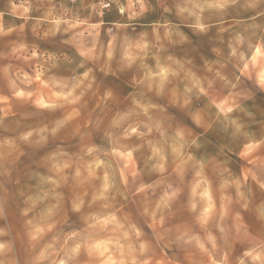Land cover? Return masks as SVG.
<instances>
[{"label": "clouds", "instance_id": "1", "mask_svg": "<svg viewBox=\"0 0 264 264\" xmlns=\"http://www.w3.org/2000/svg\"><path fill=\"white\" fill-rule=\"evenodd\" d=\"M0 264H264V0H0Z\"/></svg>", "mask_w": 264, "mask_h": 264}]
</instances>
